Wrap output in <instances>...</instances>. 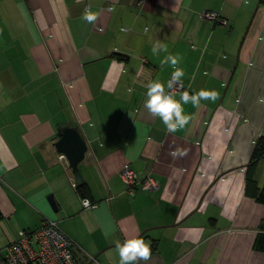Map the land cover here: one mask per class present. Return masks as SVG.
Masks as SVG:
<instances>
[{"label":"crops","instance_id":"obj_1","mask_svg":"<svg viewBox=\"0 0 264 264\" xmlns=\"http://www.w3.org/2000/svg\"><path fill=\"white\" fill-rule=\"evenodd\" d=\"M157 41L168 53L152 54ZM167 54L183 57V92L218 93L185 105L176 133L143 107L146 84L171 79ZM261 98L264 0H0V249L49 218L79 264H119L116 242L132 238L150 243L147 264H264ZM66 126L88 144L83 195L55 147ZM126 167L158 188L129 195Z\"/></svg>","mask_w":264,"mask_h":264},{"label":"clouds","instance_id":"obj_2","mask_svg":"<svg viewBox=\"0 0 264 264\" xmlns=\"http://www.w3.org/2000/svg\"><path fill=\"white\" fill-rule=\"evenodd\" d=\"M100 15V12H91L85 9L81 19L95 24ZM210 39L211 37H209V42ZM151 51L154 56H158L161 52L168 53V47L161 41H157L153 44ZM182 59L183 57L178 54L165 55L160 61V67L163 70L164 66L168 65L173 69L171 79L167 81L166 85L160 81H151L146 84L147 93L143 107L153 118H159L168 133H176L185 129L193 119L191 114L185 113V105L191 104L192 107L198 109L202 100L215 102L218 99V93L215 90L206 89H201L194 94L184 91L177 99V87L181 89L184 87L185 71L178 66ZM258 102L264 104V98ZM183 154L179 149L172 153L174 157ZM116 251L119 255V264H139L140 261L147 264L152 259L150 243L140 238L126 239L122 244L117 241Z\"/></svg>","mask_w":264,"mask_h":264},{"label":"built area","instance_id":"obj_3","mask_svg":"<svg viewBox=\"0 0 264 264\" xmlns=\"http://www.w3.org/2000/svg\"><path fill=\"white\" fill-rule=\"evenodd\" d=\"M202 17L221 25L227 24L216 12L206 11ZM176 92H183V88L177 87ZM61 159H65L63 155ZM121 178L131 196L139 191L153 192L158 188L157 181L152 177L139 181L130 167L121 172ZM72 181L76 188V179L72 178ZM81 203L87 209L95 207L87 198H82ZM75 246L72 238L63 232L58 222L47 218L38 229L22 231L15 242L0 249V264H79L74 256Z\"/></svg>","mask_w":264,"mask_h":264},{"label":"water","instance_id":"obj_4","mask_svg":"<svg viewBox=\"0 0 264 264\" xmlns=\"http://www.w3.org/2000/svg\"><path fill=\"white\" fill-rule=\"evenodd\" d=\"M60 140L55 144L57 151L65 158L76 179L77 185L83 184V176L80 172L79 164L84 160L88 151V144L80 133L78 127L66 126L59 130ZM49 203L55 212H57L56 203L52 196L49 197ZM98 258L94 257L93 261ZM91 262L90 264H92Z\"/></svg>","mask_w":264,"mask_h":264},{"label":"trees","instance_id":"obj_5","mask_svg":"<svg viewBox=\"0 0 264 264\" xmlns=\"http://www.w3.org/2000/svg\"><path fill=\"white\" fill-rule=\"evenodd\" d=\"M263 158H264V139H260L257 143L256 149L253 155L252 164H256ZM76 190L80 195H83L86 190V186L84 184L77 185ZM254 198L258 203L264 204V186L263 188L255 192ZM261 230L263 231V233H261L257 237L256 242H255V248L257 250L264 251V224L262 225Z\"/></svg>","mask_w":264,"mask_h":264},{"label":"rangeland","instance_id":"obj_6","mask_svg":"<svg viewBox=\"0 0 264 264\" xmlns=\"http://www.w3.org/2000/svg\"><path fill=\"white\" fill-rule=\"evenodd\" d=\"M5 243H3L1 240H0V248L4 245Z\"/></svg>","mask_w":264,"mask_h":264}]
</instances>
